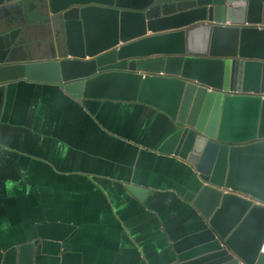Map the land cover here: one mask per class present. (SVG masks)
<instances>
[{
  "label": "water",
  "instance_id": "water-1",
  "mask_svg": "<svg viewBox=\"0 0 264 264\" xmlns=\"http://www.w3.org/2000/svg\"><path fill=\"white\" fill-rule=\"evenodd\" d=\"M47 3L62 45L53 59L0 61V122L18 81L59 86L91 117L105 102L153 109L171 133L156 152L193 172L183 201L199 218L167 264H264V0ZM19 32L0 35L1 56ZM125 187L140 203L149 195ZM36 244L1 264H37Z\"/></svg>",
  "mask_w": 264,
  "mask_h": 264
},
{
  "label": "crops",
  "instance_id": "crops-1",
  "mask_svg": "<svg viewBox=\"0 0 264 264\" xmlns=\"http://www.w3.org/2000/svg\"><path fill=\"white\" fill-rule=\"evenodd\" d=\"M1 120L0 264L33 241L37 264H167L196 229L193 172L156 152L168 131L153 109L105 102L93 118L59 86L18 81Z\"/></svg>",
  "mask_w": 264,
  "mask_h": 264
},
{
  "label": "flooded vegetation",
  "instance_id": "flooded-vegetation-1",
  "mask_svg": "<svg viewBox=\"0 0 264 264\" xmlns=\"http://www.w3.org/2000/svg\"><path fill=\"white\" fill-rule=\"evenodd\" d=\"M14 3L0 8V35L10 34L16 30L20 32L13 38L14 45L11 47L10 53L6 56L0 55V61L7 62L9 59L32 61L33 51L39 49L41 42L47 46V51L50 52V57L46 59L56 57V48L63 42V32L59 23H54L55 18L47 7V0H22ZM10 40H12L11 37ZM164 125L169 133L166 134L165 138H167L171 133L168 123L166 122Z\"/></svg>",
  "mask_w": 264,
  "mask_h": 264
},
{
  "label": "rangeland",
  "instance_id": "rangeland-1",
  "mask_svg": "<svg viewBox=\"0 0 264 264\" xmlns=\"http://www.w3.org/2000/svg\"><path fill=\"white\" fill-rule=\"evenodd\" d=\"M47 49H48L47 46L44 45V43L41 42V45L39 46V49L34 50L35 52L33 51L34 55L32 56V60H34V59H35L34 61L48 60L46 58L50 57V52H48Z\"/></svg>",
  "mask_w": 264,
  "mask_h": 264
}]
</instances>
